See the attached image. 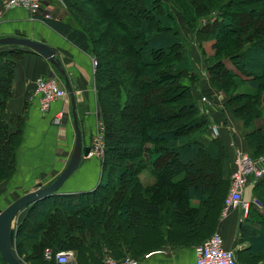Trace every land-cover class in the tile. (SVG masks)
Segmentation results:
<instances>
[{
  "label": "trees",
  "instance_id": "16d2710c",
  "mask_svg": "<svg viewBox=\"0 0 264 264\" xmlns=\"http://www.w3.org/2000/svg\"><path fill=\"white\" fill-rule=\"evenodd\" d=\"M88 1L93 8L90 15L94 29L91 27L90 31L80 22L86 8L74 0H59L67 23L52 20L50 13L45 22L97 62L94 77L105 148L102 158L105 178L91 193L55 194L37 202V207L34 204L28 207L16 230L19 239H15L14 250L23 258L24 250L30 248V259L36 264H57L53 258L45 260L46 250L52 255L71 250L75 260L70 264H80L79 256L86 250L84 232L90 227L99 231L100 224L107 222L111 233V219L116 217L121 219L122 234L137 252L139 229L151 223L172 226L175 230L169 231H173L175 238L204 233L211 224L210 213L219 205L221 211L229 189V179H224L222 171L226 156L223 145L218 139L203 144L195 138L202 134L208 120L199 114L191 88L183 83L197 81L198 75L188 59L178 19L169 5L163 0ZM180 1L185 22L194 30L197 43L213 42L214 52L207 59L206 69L211 85L226 95V109L242 123L243 138L251 156L263 152L264 0ZM210 2L218 4V15L211 18L207 16L212 10ZM125 3L133 5L132 12L126 14ZM201 19H207L206 25L196 27ZM95 32L100 38L111 40L107 45L109 53L120 45L125 48L122 72L127 78L118 81L111 74L106 44L93 37ZM7 47L0 52V183L9 182L15 173L23 139V118H6L15 64L25 53H35ZM227 48L236 51L217 59ZM236 80L247 90L236 92ZM109 86L114 98L110 102ZM113 114L126 116L132 124L136 138L133 144L137 147L130 154L129 167L120 166L111 154L118 135L111 124ZM144 170L155 179L149 188H143L139 179ZM186 199L203 204L209 215L190 209L184 203ZM47 203L50 205L46 206ZM38 208L41 212L34 215ZM30 212L33 213L28 215ZM31 216H35L34 222ZM179 223L190 227L178 232ZM244 231L250 255L264 262V228L259 231L244 228ZM113 237L112 234L110 239ZM0 264H5L1 255Z\"/></svg>",
  "mask_w": 264,
  "mask_h": 264
},
{
  "label": "crops",
  "instance_id": "0c3cea01",
  "mask_svg": "<svg viewBox=\"0 0 264 264\" xmlns=\"http://www.w3.org/2000/svg\"><path fill=\"white\" fill-rule=\"evenodd\" d=\"M2 1L0 0V38L22 37L50 46L57 51V57L67 77L74 79L78 90H75L73 83L71 84L82 144L90 146L89 144H93L95 133L100 131L93 58L41 20L42 15L50 13L52 20L67 23L62 13L63 6L59 0H45L43 6L46 7L43 8L41 15L32 18L22 9H3ZM189 45H186L185 50L192 60L198 80L193 83L184 80L183 83L191 88L199 114L208 120V125L202 134L195 138L203 144H208L214 139L220 141L226 155L222 170L224 179L230 180L236 152L249 151L243 138L242 124L226 109L225 95L210 83V76L206 71L209 57L204 58L194 39ZM6 47L0 46V52ZM15 65L13 94L7 103L6 118L13 120L18 117L23 118V139L18 149V166L10 181L1 186L0 201L11 189L14 192L22 190L20 197L39 185L53 183L66 168L75 143L69 95L63 100L52 103L50 109L43 112L38 105V96H34L33 93L35 81L40 77L49 76L55 68L35 53H25ZM61 85L64 88V83ZM104 178L102 158L96 156L83 158L80 167L68 177L56 195L91 193ZM139 179L143 188L151 187L155 180L147 170L139 173ZM263 190L264 178L260 182L248 185L245 189L243 201L249 204L248 214H244L241 209H236L226 218H222L220 205L216 206L212 214L210 213V226L204 233L196 236L175 238L171 234L173 231H169L175 230L172 226L151 223L147 228L141 231L139 229V237L135 234L140 245L138 252L127 242L130 240L122 234L121 219L112 218L111 233L107 229V222L100 224L99 231L90 227L84 232L86 250L79 256V261H82L80 264H104L106 259L120 261L127 257L132 258L137 264H194L195 248L198 244L210 239L214 233L220 234L226 249L234 251L237 264H264L261 258L250 255L251 247L246 238L249 231L246 229L247 232L244 231V228H251L254 231L264 228ZM184 203L190 209H199L200 212L202 210L205 215L209 212L203 204H199L194 199H186ZM0 204L2 208H5L1 202ZM115 214L117 215V212ZM189 227L190 225L179 223L176 228L178 232H183ZM112 234L114 237L110 239ZM132 250L133 254H131ZM74 260L73 253L71 261Z\"/></svg>",
  "mask_w": 264,
  "mask_h": 264
},
{
  "label": "built area",
  "instance_id": "2783aa9c",
  "mask_svg": "<svg viewBox=\"0 0 264 264\" xmlns=\"http://www.w3.org/2000/svg\"><path fill=\"white\" fill-rule=\"evenodd\" d=\"M45 0H4L2 8L22 9L26 11L32 18L41 15L44 8ZM49 16H42L41 20L45 21ZM93 68L96 69L97 62L92 59ZM34 96H38V105L43 112L50 109V105L58 100H63L68 93L61 83L52 77H40L35 81ZM204 101V99H202ZM100 128V126H99ZM100 131L96 132L93 137V144L90 147L91 152L89 157L102 158L103 152V134ZM216 133V131H215ZM264 177V157L251 159L246 153L241 151L236 152V160L234 169L231 172L229 180V189L223 199V207L220 212L222 218L233 210L241 209L244 214H248L249 204L243 201V193L248 185H252ZM194 264H237L235 253L231 249H226L223 245V240L218 233H214L210 239L198 244L195 248ZM73 257L72 251H59L52 255V252L47 250L45 258H52L57 264H70ZM104 264H137L132 258L127 257L120 261L106 259Z\"/></svg>",
  "mask_w": 264,
  "mask_h": 264
},
{
  "label": "rangeland",
  "instance_id": "374dc122",
  "mask_svg": "<svg viewBox=\"0 0 264 264\" xmlns=\"http://www.w3.org/2000/svg\"><path fill=\"white\" fill-rule=\"evenodd\" d=\"M74 1L77 4H79V2H81L84 5L83 7L86 8V10H87L86 12H84V14H85V15H83L84 17H80V20H81L80 22H81L82 26L87 31L88 30L90 31V28L91 27H92L91 29H94V26H93V23H92L93 15H90V11H92L91 9H93L90 1H88V0H74ZM163 1L169 5V7L171 9V12L178 19L179 31H181V34H182V36L185 39V45L190 46L189 45L190 42L192 43L193 42V39H194V41L196 42V44L199 45V48H200L201 52L204 54V58H207V57L212 56L213 55V52H214V50L212 48V45H213L212 43L213 42L212 41H206V43L204 42L203 44H198L197 43L194 30L193 29L191 30L187 26V23L185 22L186 21L185 20L186 16H184V13H183L182 2L180 0H163ZM3 2H4V0L1 3V7L3 5ZM210 3H211L212 10L210 12V15H207L206 14L207 16H209V18H211L210 17L211 15H216V16L218 15V14H216V12L218 11V6H217L218 4H216L214 2H210ZM125 4H126V6H125V12H126V14L132 12L133 11V5L132 4H129V3H125ZM88 13H89V15H88ZM206 21H207V19H201V20H199L198 23L196 24V27L197 26L198 27H201L203 25H206ZM243 21L245 22V19H242L241 22H243ZM249 21H250V19H249ZM69 22L70 23L72 22L73 25H76V23L74 21H70L69 20ZM102 25H105V23H102ZM100 34H102V33H100ZM93 37L94 38H98V41H100V43L103 42V43L106 44L107 51H108L107 60H109V62H111V64H112L111 67H110L111 74L113 76H115V78L118 81L127 78V76H125V74L122 72V68H123L122 65L125 63V61H124L125 55H126L125 48L120 45V46L117 47L116 50H114L113 53H111V52L109 53V48L110 47H108L107 45H108V43L111 40L110 39H106L105 40V39L100 38L99 34H97L96 32L93 33ZM235 51H236V49L227 48V51L226 52H221L220 56L217 59H221L222 57H225L228 54L229 55H233L235 53ZM186 53L188 55V52H186ZM188 59H190L189 56H188ZM190 61L192 63V60L191 59H190ZM225 65H226V67L228 69L233 70V67L231 66V64L229 62H225ZM193 68H194V66H193ZM55 70L53 69V72H51L49 74V76H47V77L55 78L61 84H63V79L59 77V75L56 73L57 71H55ZM194 72L196 73L195 70H194ZM128 80H129V78H128ZM236 86H237L236 92H237V90H239V91L247 90L245 86H242L240 84V81L239 80H236L235 87ZM108 88H109V90H107V97H108V102H110V101H112L114 99L113 98V94H112L113 90H112V87L111 86H109ZM225 97H226V95H225ZM111 119H112L111 124L114 127V129L117 128L116 130H117V133H118L116 140L112 143V148L113 149L111 151V154L116 159V161L120 164V166H127V167H129L130 164H129L128 160H130V154L137 147L135 144H133L134 142H136L135 141L136 138H135V135L133 133V129L131 127L132 124H130V120L127 119L126 116H124V117H117L116 114H113L111 116ZM99 126L102 129L101 123L99 124ZM191 138L192 137H190V139ZM103 143H104V140H103L102 144ZM89 145L90 146H88V147H91L92 146V144H89ZM102 148H103V152H102V158H103V156H104V149H105L104 148V144H103V147ZM246 154L251 159H258L259 157H264V151L261 152V153H259V154L253 155V156H251V152L250 151L246 152ZM169 166L171 167V164H169ZM2 185H3V183H0V188H1ZM22 192H23L22 190L15 191L14 192L13 189H11L9 192H7V195H5V197L3 198V200H1L0 202L3 204L4 207H7L8 205H10L11 202H13L15 199H17V197L19 198V195H21ZM45 205L47 206V205H50V204L47 203ZM33 206L34 207H37L38 206V203H35ZM0 207H1L0 209H3L2 206H1V204H0ZM37 212L38 213H36V210H35L34 211V215L35 214H39V212H41V211H39V208L37 209ZM26 213H28V207H26L25 210H23L15 218V220L13 222L14 223V226L13 227L15 229V237L17 235L16 234V230L18 229L19 224L22 223L21 222L22 221V218L25 216ZM31 213H33V212H30L28 215H30ZM34 218H35V216H33V217L31 216V220L33 222L35 221ZM16 238L19 239V237H16ZM21 238L22 237H20V239ZM24 251L25 252H24L23 258H20L21 261L23 263L26 261L24 264H36V261L30 259V256H32V252L30 251V248L27 247V249L24 250ZM45 260H47V259H45Z\"/></svg>",
  "mask_w": 264,
  "mask_h": 264
},
{
  "label": "water",
  "instance_id": "95a60500",
  "mask_svg": "<svg viewBox=\"0 0 264 264\" xmlns=\"http://www.w3.org/2000/svg\"><path fill=\"white\" fill-rule=\"evenodd\" d=\"M0 46H14L40 55L47 63H50L63 78L64 88L70 97V106H72V120L74 127L75 143L73 151L68 159L66 168L56 177L53 183L44 186H38L36 189L24 193V195L15 199L7 207L0 209V255L5 264H24L16 251L14 220L26 207H29L40 200H44L56 194L64 185L68 177L75 172L81 165V160L87 158L91 148L83 146L82 134L79 129V123L76 115L75 96L72 88L78 90L74 79L67 77L65 69L57 57V51L43 43L32 41L27 38L5 37L0 38Z\"/></svg>",
  "mask_w": 264,
  "mask_h": 264
}]
</instances>
